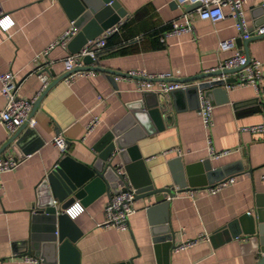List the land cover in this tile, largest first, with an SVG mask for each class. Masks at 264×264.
<instances>
[{
    "label": "crops",
    "instance_id": "1",
    "mask_svg": "<svg viewBox=\"0 0 264 264\" xmlns=\"http://www.w3.org/2000/svg\"><path fill=\"white\" fill-rule=\"evenodd\" d=\"M116 1L126 11L127 18L118 29L111 28L106 47L96 55L98 65L115 71L170 72L174 78L197 75L231 53L218 49L220 40L238 35L227 6L223 7L226 13L223 19L211 21L194 14L191 31L166 34L168 22L182 11L174 0ZM243 8L249 28L264 22L262 4L247 1ZM0 11L14 20L7 31H0V72H15L20 82L16 95L32 98L41 86L38 72L44 71L50 84L67 71L63 64L65 55L71 53L67 45H53L47 53L43 50L58 38L70 20L58 0H0ZM236 48L244 53L242 47ZM246 49L250 58L261 62L258 87L224 88L211 97L212 145L216 150L232 151L209 158L198 108L190 106L186 95L177 94L173 99L168 92L164 93L172 111L169 125L135 141L156 187L172 183L171 159L176 157L184 164L209 158L212 167L224 166V170L231 171L234 182L212 194L204 185L194 187L192 195L184 190L175 191L164 207L152 210H148L152 198H135L125 230L102 226L103 205L108 199L105 194L87 204L75 198L72 202L78 201L84 207L72 219L81 231L74 242L78 264H111L129 258L132 264H157L151 228L154 222L164 218L174 231V244L199 233L206 234L187 249L172 248L167 264L249 263L251 248L241 238L226 241L223 235H214L230 220L254 210L256 203L264 202V138L258 133L237 130L239 125L264 121V107H258L254 100L264 96V36L247 41ZM77 65H83L81 58ZM113 77L115 87L108 74L101 71L75 76L70 84L62 78L49 85L37 106L29 111L35 124L26 125L34 132L27 152L16 155L10 147L0 151V156L24 158L17 167L0 174L3 185L0 190V264H37L22 258L24 254L35 256L29 254L25 244L30 232L32 205L37 201L42 178L63 155L90 165L96 156L93 146L107 130L116 127L122 133L131 134L141 130L134 126L130 110L140 101L152 103L154 95L136 90L135 77ZM229 77L234 75L230 73ZM4 103L0 92V109ZM92 114L99 115L100 122L83 137ZM58 132L66 139L64 151L51 142ZM9 134L0 124V148ZM171 147L179 148L181 154L164 152ZM114 161L120 163L117 158Z\"/></svg>",
    "mask_w": 264,
    "mask_h": 264
},
{
    "label": "water",
    "instance_id": "2",
    "mask_svg": "<svg viewBox=\"0 0 264 264\" xmlns=\"http://www.w3.org/2000/svg\"><path fill=\"white\" fill-rule=\"evenodd\" d=\"M58 2L76 29V33L67 42V49L71 53L78 52L103 31L111 28L118 29L127 18L126 11L116 0H58ZM194 6L195 4L189 5L186 9L189 10ZM249 29L251 30L252 27ZM111 33L107 36H110ZM239 33L235 37V44L239 48L242 47L244 54L249 58L246 49L247 41L263 37L264 34H251L244 38L241 36L242 32ZM96 55L94 58L89 54L82 55L83 65L74 66L71 70L55 77L34 100L31 110L37 106L49 85L75 70L105 72L115 87L113 76L126 75V73L98 65ZM236 69L238 68H224L204 71L190 77H173L170 80H198L199 82L197 85L173 89L168 93L173 99L177 94L186 95L190 106L198 108L199 90L211 100L213 93L224 90L222 87L224 82L233 81V77L229 76L225 80L207 81V79L222 72L231 73ZM140 78L145 79L144 77ZM143 93L144 95L153 94L155 100L152 103L145 102L144 104L140 101L137 107L130 110L134 126L141 129L139 132L136 131L135 134L122 133L116 127H112L103 133L93 146L96 156L90 165L77 161L69 155H63L42 178L37 201L35 205H32L30 232L25 239L29 254L38 258L37 264H78L74 242L80 236L81 231L64 212V209L75 198L87 204L102 194L110 198L112 194L119 192L122 182V176L116 171V167L119 165L123 167L130 184L135 188V198H152L148 210L164 207L175 191L210 184L231 175V171L224 170V166L212 167L209 158L184 164L180 157H176L171 159L174 166L171 172L172 183L156 187L144 167L143 158L136 148L135 141L157 133L168 126L172 111L169 109L164 92L144 91ZM254 100L257 101L258 107L259 105L264 107V96ZM26 125L27 123L24 122L17 126L3 142L0 151L10 147L16 155L20 152L26 153L27 147L34 140V132L27 129ZM116 158L120 160V163L114 161ZM214 235H223L226 241L241 238L251 248L248 264H264V202L256 203L254 210L246 211L230 220ZM174 237V231L165 218L152 224L151 241L157 264H167L168 253L175 246ZM111 264H132V258Z\"/></svg>",
    "mask_w": 264,
    "mask_h": 264
},
{
    "label": "built area",
    "instance_id": "3",
    "mask_svg": "<svg viewBox=\"0 0 264 264\" xmlns=\"http://www.w3.org/2000/svg\"><path fill=\"white\" fill-rule=\"evenodd\" d=\"M175 3L182 8L181 13L172 18L168 24L169 28L166 30V34H178L182 32H187L192 30V20L195 14L200 19H209L211 21H216L223 19L226 15L223 7L227 6L229 9V15L234 19V25L239 32H242L241 36L246 38L249 35H261L264 34V22L258 26H255L251 30L247 26L246 18L244 15L243 5L247 1H257L264 6V0H174ZM195 6L189 10L184 9V5H194ZM14 25L13 18L3 11H0V31H7L10 27ZM112 31V29L106 30L102 35L95 37L90 40L88 44L82 47L76 53H69L63 58L64 68L66 70H71L76 66L77 60L81 58L84 54H89L93 58L95 55L106 47V37ZM76 33V29L69 22L68 26L64 31L58 36V38L52 41L44 50L43 53L47 51L56 44L66 47L68 40ZM217 47L220 51H231V53L224 59L219 60L214 67L206 70H217V69H230L238 68L231 73L234 75L233 81L224 82L222 87L225 89H231L236 86L250 85L254 88L258 87L259 80L262 76L261 62L255 58H247L246 55L236 48L235 37H230L222 39L218 42ZM37 56V55H35ZM95 73V70H75L70 72L64 77L67 84H70L75 76H89ZM230 73L222 72L219 75L212 76L207 79L210 80H225ZM41 86L37 91L36 95L32 98L26 99L18 97L16 95V90L19 85V80L16 77V73L12 70L0 72V92L4 96L5 103L2 109H0V124H3L8 133L13 132L17 126L26 122L30 126L35 124V119L30 116L29 111L31 109L32 103L34 102L36 96H38L47 86L48 77L44 71L37 73ZM128 76L135 77L136 90L138 91H161L169 92L170 90L177 88H185L190 85H197L198 80L190 81H176L170 80L172 74L170 72H163L159 74H147L143 70H130L126 73ZM118 77V76H116ZM144 77L145 79H141ZM212 102L206 97L201 90H199V117L202 127L206 133V150L207 156L209 158H218L232 151L231 149L216 150L212 145V139L210 137V129L213 125L212 121ZM100 122V117L97 114H92L90 119L85 126V137L89 134L96 125ZM238 132H249L258 133L264 138V121L255 124L239 125L237 127ZM51 142L60 150L64 151L66 147L65 137L58 132L55 134ZM237 149V147H236ZM164 152H174L176 155L181 154V150L177 147H171L166 149ZM23 157H16L13 155L0 156V174L9 171L17 167L22 161ZM116 171L122 176V182L119 186L120 191L112 194L110 198L106 200L103 205L104 218L102 221V226L112 227L118 230H125L128 228V221L131 213L133 212V202L136 196L135 188L130 184L125 170L122 166H117ZM264 178V176H263ZM234 176L229 175L223 177L213 183L206 184L203 187L208 193H215L225 186L232 184L234 182ZM3 185L0 182V190ZM196 188H191L184 190L185 193L192 195V191ZM83 206L78 202L74 201L69 204L64 212L71 218H75L79 213L83 211ZM206 237L205 233H199L194 238H187L179 243L175 244L174 250H183L194 245L199 239ZM26 261H32L38 263V258L35 256L24 254L22 257Z\"/></svg>",
    "mask_w": 264,
    "mask_h": 264
},
{
    "label": "trees",
    "instance_id": "4",
    "mask_svg": "<svg viewBox=\"0 0 264 264\" xmlns=\"http://www.w3.org/2000/svg\"><path fill=\"white\" fill-rule=\"evenodd\" d=\"M107 40H108V38H107Z\"/></svg>",
    "mask_w": 264,
    "mask_h": 264
}]
</instances>
